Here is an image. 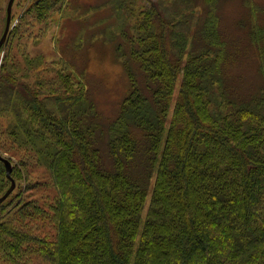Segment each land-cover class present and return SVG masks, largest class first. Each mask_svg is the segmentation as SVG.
Here are the masks:
<instances>
[{
    "label": "trees",
    "instance_id": "trees-1",
    "mask_svg": "<svg viewBox=\"0 0 264 264\" xmlns=\"http://www.w3.org/2000/svg\"><path fill=\"white\" fill-rule=\"evenodd\" d=\"M66 1L30 0L24 15L48 21ZM207 2L198 49L186 9L152 2L126 18L130 89L108 122L64 56L31 50L42 28L21 16L0 50V153L16 180L0 203V264H264V86L225 83ZM10 185L0 160V197Z\"/></svg>",
    "mask_w": 264,
    "mask_h": 264
},
{
    "label": "rangeland",
    "instance_id": "rangeland-1",
    "mask_svg": "<svg viewBox=\"0 0 264 264\" xmlns=\"http://www.w3.org/2000/svg\"><path fill=\"white\" fill-rule=\"evenodd\" d=\"M129 1L131 5L127 4L121 9L119 2L122 0H67L61 12L51 13L52 17L48 21H38L33 13L24 15L30 0H15L8 38L23 15L24 30L26 26L34 30L41 27L43 36L36 48L31 50L42 52L48 63L53 57L64 56L74 73L85 81L100 115L108 122L116 117L130 89L129 75L121 56L123 50L119 49L122 40L126 41L129 34H132L125 24L126 18L134 22L141 16V11L151 9L152 2L159 3L162 11L169 8L171 15L176 9H186L185 27L196 41L193 49H198L197 45L203 38L202 27L210 8L207 0H166L169 6L160 3L165 0ZM8 2L0 0V38L6 24ZM215 10L219 17L218 29L227 47L225 83L240 95L256 93L264 86V72L260 68L262 58L252 33L256 29L254 25L264 27V0H216ZM130 12L134 15L132 18L128 14ZM165 16L169 17L168 13ZM132 65L136 70V63ZM181 77L174 101L178 96ZM149 199L150 196L144 217Z\"/></svg>",
    "mask_w": 264,
    "mask_h": 264
},
{
    "label": "water",
    "instance_id": "water-1",
    "mask_svg": "<svg viewBox=\"0 0 264 264\" xmlns=\"http://www.w3.org/2000/svg\"><path fill=\"white\" fill-rule=\"evenodd\" d=\"M14 2H15V0H9L8 5H7L6 24H5L4 32H3V34H2V36L0 38V50H1L2 46L5 44V42L7 41V38H8V34H9V31H10V27H11L12 10H13ZM0 160L4 163L5 168H6L7 178L11 181V185L8 188V190L0 197V203H2V202H4L7 199V197L16 188V180L12 176L13 165H12L11 160H9L7 157L2 155L1 153H0Z\"/></svg>",
    "mask_w": 264,
    "mask_h": 264
}]
</instances>
